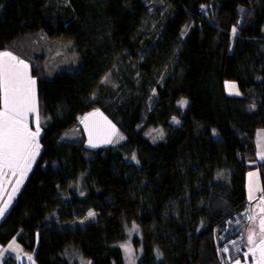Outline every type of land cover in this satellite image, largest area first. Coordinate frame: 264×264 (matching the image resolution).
<instances>
[{
	"label": "trees",
	"instance_id": "1",
	"mask_svg": "<svg viewBox=\"0 0 264 264\" xmlns=\"http://www.w3.org/2000/svg\"><path fill=\"white\" fill-rule=\"evenodd\" d=\"M151 7L0 0V52L19 55L18 43L43 34L70 44L80 62L53 77L32 69L41 150L0 218L1 248L15 242L35 264H126L120 244L132 222L142 234L138 264H224L252 247L245 234L250 226L259 233L247 218L254 169L264 199L255 142L264 129V0H165L155 31L144 23ZM129 60L126 90H115L107 80ZM226 81L240 95H228ZM98 109L120 144L92 149L77 131Z\"/></svg>",
	"mask_w": 264,
	"mask_h": 264
},
{
	"label": "rangeland",
	"instance_id": "2",
	"mask_svg": "<svg viewBox=\"0 0 264 264\" xmlns=\"http://www.w3.org/2000/svg\"><path fill=\"white\" fill-rule=\"evenodd\" d=\"M149 4H152L153 7L150 8L149 12V17H146L145 19V26H148L149 24H153L154 31L158 30L157 29V24L156 22V16L159 13V10L163 12L162 6L165 4V0H149ZM156 7H155V6ZM157 7H160V9ZM19 48L21 47L26 53H21L19 48L16 46L13 49L16 53L19 55H16L15 53L11 52L14 56H16L18 59L23 60L27 65H28V74L31 76L32 79H35V77L32 75V69H37L38 73L40 76H45V77H53L56 74L60 73L61 71L64 70H71V69H77L79 67V60L77 58L76 53L73 50V47L70 44L63 43V42H51L48 39L45 38L43 34H34L29 36L26 39H23L22 42L18 43ZM21 44V45H20ZM17 48V49H16ZM130 62L122 63L120 64L116 70L115 74L109 76L107 80V84L111 87H113L115 90H126L125 86V76L123 74L126 73L128 68H132L133 62L129 60ZM33 67V68H32ZM129 68V69H130ZM129 71V70H128ZM133 81L137 83L138 77L133 76L132 77ZM232 83L237 86V84L233 81H226L225 83V89L226 93L228 95L230 91L234 92L235 90H230L226 87L227 84ZM107 85V86H108ZM108 86V87H109ZM35 90H36V84H35ZM238 86H237V89ZM230 96H237L235 94H231ZM36 101H37V108H38V114H39V121H40V135H41V122L42 118L40 117V111H39V102L37 98V93H36ZM183 107L187 106V104H181ZM100 113L101 115H96V116H91L93 113ZM90 117L89 121L86 123L88 124V127H86L85 123H82V120L84 117ZM36 113H30L27 117V122L32 131L36 130ZM111 125L115 126L116 134L112 135V143H105L104 142V136L107 133L111 132ZM96 126L99 128V133H94L93 134V140L95 143L98 144L97 147H92L91 144L89 143V128ZM80 130L77 131H82L84 135L86 136L87 139V145L92 148L96 149L99 147H105L108 145H118L120 144L123 139L120 137H123L121 133L118 131L117 126L115 123L105 115V113L98 109V110H93L87 114H85L81 120H80ZM76 132V130H75ZM147 134L150 135L153 139L159 140L163 133L162 129L156 128V127H149L147 129ZM81 134V132H80ZM39 135V137H40ZM39 137H38V142H39ZM256 151H257V163H262L264 160L260 159V155L264 154V130H259L256 134ZM41 147L39 149L40 153ZM263 152V153H260ZM258 153H260L258 155ZM38 156H36L35 160L37 159ZM35 162V161H34ZM32 163V165L34 164ZM31 165V167H32ZM31 169V168H30ZM30 170H28L23 177L21 176V171L20 169H17L15 174L7 168L4 169V174L0 175V206H3L5 203H8L10 205L14 198L17 196V193L23 184V181L25 177L27 176V173ZM251 172H255L258 174L257 177H253L252 180L254 182V190L251 193V200L249 199V188H248V201L250 203V207L248 208V213H247V218L249 216H253L255 219L254 221L251 220V223L254 224V227L258 228L259 230V220L261 217L257 218L255 217L257 213V209L260 206L261 208H264V203H262V197H261V177H260V171L258 169H254ZM17 181H20V183H17ZM258 196V197H257ZM11 197V199H9ZM258 198V199H257ZM260 200V201H257ZM261 213V212H259ZM252 229V226L248 227L247 234H245V237L248 236L249 230ZM135 239H138L139 241L142 239V234L141 230L136 222L128 223L126 225V239L120 244V247L123 250L124 253V259L126 264H138L141 256H142V248L141 246H137L135 244ZM258 242V241H257ZM21 246L19 244L15 245V248L12 250V253L17 255L20 258L19 264H35L34 256L32 254H27L22 252ZM249 252V250L247 251ZM31 257V259H29ZM250 259V260H249ZM236 260L232 261H224V264H236ZM240 264H253V260L251 256H249L247 259H239ZM88 264H92V261H87Z\"/></svg>",
	"mask_w": 264,
	"mask_h": 264
},
{
	"label": "snow or ice",
	"instance_id": "3",
	"mask_svg": "<svg viewBox=\"0 0 264 264\" xmlns=\"http://www.w3.org/2000/svg\"><path fill=\"white\" fill-rule=\"evenodd\" d=\"M236 30L233 29V34ZM36 81L28 74V65L14 56L10 51L0 52V175L4 174L7 168L15 174L20 169L21 176L30 170L36 156L39 155L40 144L38 137L40 135V121L36 101ZM226 87L230 90L229 94L240 95L235 84L229 83ZM187 104V101H182ZM30 113H36V130L32 131L28 125L27 117ZM101 115L93 113L91 116ZM90 117H84L82 123L89 121ZM111 132L105 134L104 142L112 143V135L116 134L115 126L111 125ZM177 123H179L177 121ZM99 128L93 126L89 128V143L92 147L98 144L93 140V134L99 133ZM123 139V137H120ZM260 159L264 160V154L260 155ZM255 172L249 173V199L254 190L253 177H257ZM20 183V181H17ZM11 199V197L9 198ZM264 203V199L261 201ZM8 203L0 206V218L8 211ZM261 218L259 220V233L249 230L247 242L250 247L246 252L245 258L251 256L253 264H264V208H261ZM90 216L94 213H89ZM248 219L254 220L253 216ZM258 236V242H257ZM15 243V242H13ZM11 247V246H10ZM227 251V249H225ZM31 259V257H29ZM240 264V260L236 261Z\"/></svg>",
	"mask_w": 264,
	"mask_h": 264
},
{
	"label": "crops",
	"instance_id": "4",
	"mask_svg": "<svg viewBox=\"0 0 264 264\" xmlns=\"http://www.w3.org/2000/svg\"><path fill=\"white\" fill-rule=\"evenodd\" d=\"M264 130V129H262ZM259 132V131H258ZM260 153H263V152H260ZM258 153V155L260 154ZM264 163V162H262ZM251 172V171H250ZM249 172V173H250ZM249 173L247 175V191H248V188H249ZM258 197V196H257ZM258 199V198H257ZM250 204V203H249ZM259 212H260V209H259ZM17 243H12L10 244L9 246H7L6 248H1L0 247V264H7L6 261L9 257H12L16 260V263L19 264V261H20V258L15 254L12 253V250L15 248V245ZM11 246V247H10ZM22 250V249H21ZM23 252V251H22ZM21 264V263H20Z\"/></svg>",
	"mask_w": 264,
	"mask_h": 264
},
{
	"label": "water",
	"instance_id": "5",
	"mask_svg": "<svg viewBox=\"0 0 264 264\" xmlns=\"http://www.w3.org/2000/svg\"><path fill=\"white\" fill-rule=\"evenodd\" d=\"M260 212H261V209H260Z\"/></svg>",
	"mask_w": 264,
	"mask_h": 264
}]
</instances>
